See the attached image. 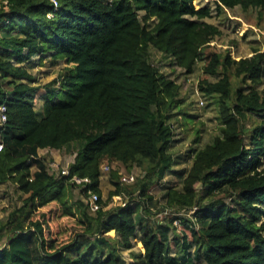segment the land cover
Instances as JSON below:
<instances>
[{"label": "trees", "instance_id": "16d2710c", "mask_svg": "<svg viewBox=\"0 0 264 264\" xmlns=\"http://www.w3.org/2000/svg\"><path fill=\"white\" fill-rule=\"evenodd\" d=\"M196 1L58 0L54 9L50 0H0V184L23 196L0 224V264H125L120 246L136 242L143 251L128 264H264V51H216L221 30ZM212 1L218 12H264V0ZM150 48L188 73L203 62L198 88L217 105L211 142L171 150L170 119L193 115ZM43 59L64 66L39 84L30 69ZM73 147L66 175L38 154ZM182 159L188 166L178 168ZM106 162L144 170L131 183L112 173L109 197L126 201L109 208L99 187ZM167 174L178 184L164 186L153 211L150 189ZM73 188L96 193L99 208L81 198L69 205ZM51 203L74 218L68 231L43 210Z\"/></svg>", "mask_w": 264, "mask_h": 264}, {"label": "rangeland", "instance_id": "374dc122", "mask_svg": "<svg viewBox=\"0 0 264 264\" xmlns=\"http://www.w3.org/2000/svg\"><path fill=\"white\" fill-rule=\"evenodd\" d=\"M196 2L199 6H211L212 15L204 18V20L218 25L221 30L220 35L211 42V46L216 51L228 49L231 56L235 59L250 56L254 48L264 51V12L260 14L259 10L255 8L243 10L239 6L225 8L223 12H218L212 0H197ZM150 61L167 77L180 84L181 98H184L181 107L184 108L185 112L193 115L187 121V118L185 119L182 113L176 111L170 119L175 139L171 144V150L175 153L183 154L189 148H199L211 142L219 133V125L216 118L217 105L215 99L203 94L198 88V81L203 76V62H197L193 72L188 73L185 69L176 66L171 58L164 56L153 48H150ZM31 65L30 72L36 76L37 83L44 84L58 77L59 70L64 66V62L59 61V63L52 66L48 59H43L42 62L35 61ZM209 79L213 81L216 80V77L209 76ZM194 139L196 140L194 141ZM38 154L45 158L47 162L53 161L60 167H66L73 161L75 155L74 147L60 150L41 149ZM106 166L108 168H105ZM187 166V160L182 159L178 168ZM262 167L264 168V162ZM143 171V168L139 166L127 170L118 162L104 163L101 167L99 187L100 198L107 202L105 208L117 206L126 201L122 196L109 197L110 191L114 188L111 183L113 172H116L121 177V175L128 173L140 176ZM169 183L178 184V180L172 174H167L160 185H154L150 189V193L153 196L151 204L153 211L161 209L164 203L162 199L165 191L164 186ZM22 197L11 182L0 184V224L6 221L9 212L15 206L21 204ZM78 198L83 199L84 202L87 200V196L81 194L79 188H73L72 197L68 198V204L74 208L73 201ZM43 210L54 217L55 222L53 225L60 227L64 232L68 231L69 226L74 223V218L59 215L60 209L55 203H51ZM189 214L185 213L183 216L188 217ZM156 216L162 217L161 213H157ZM178 229L183 230L182 225H179ZM109 234L113 235V231H110ZM3 242L4 238L0 241V244L2 243L1 245H3ZM132 251H143L142 244L136 242L131 249L120 246L119 252L124 257L125 264L132 262Z\"/></svg>", "mask_w": 264, "mask_h": 264}, {"label": "built area", "instance_id": "2783aa9c", "mask_svg": "<svg viewBox=\"0 0 264 264\" xmlns=\"http://www.w3.org/2000/svg\"><path fill=\"white\" fill-rule=\"evenodd\" d=\"M50 1L52 2L54 9H56L59 5L58 0H50ZM5 120H6L5 107L2 106L0 107V121L4 122ZM47 164H48V170L50 172L59 171L61 174H65V175L68 174V165L66 167H60L58 164H55V162L53 161L47 162ZM105 168L108 167L106 166ZM134 179H135V175L133 173L124 174L121 176V180L125 183H131L134 181ZM71 181H73L76 184H82V185H85L86 183L90 182L88 178H79L77 176L72 177ZM97 200H98V195L96 193L88 191L87 204L91 212H95L99 208V204Z\"/></svg>", "mask_w": 264, "mask_h": 264}]
</instances>
